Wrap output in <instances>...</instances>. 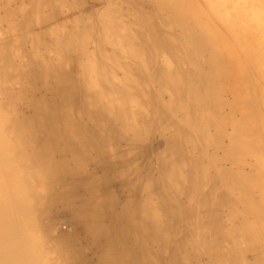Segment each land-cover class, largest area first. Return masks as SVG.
<instances>
[{
  "label": "bare ground",
  "instance_id": "bare-ground-1",
  "mask_svg": "<svg viewBox=\"0 0 264 264\" xmlns=\"http://www.w3.org/2000/svg\"><path fill=\"white\" fill-rule=\"evenodd\" d=\"M28 1L29 6L7 9L6 14L20 16L15 28L29 31L38 24L42 30L24 33L15 41L0 39V93L8 95L9 103L22 99L30 104L24 114L14 103L15 117L7 123L12 152L25 158V163L9 154L1 134L4 116L0 112V264H192L188 261L200 254L201 247L202 257L212 252L220 264H247L251 254L257 264H264V86H257L264 78L261 60L247 54L252 66L244 72L251 74L242 76L237 71L229 26L210 16L206 1L152 0L164 15L165 25L151 29L149 41L155 51L149 49L158 64L150 70H136L131 63L143 56L145 49L136 40L142 42L146 36L119 20L114 2L109 11H95L90 19L80 11L77 0H61L60 4L41 0L50 5L46 16L40 7L33 9L37 0ZM75 4L79 13L73 19L50 24L63 17L65 8L76 9ZM184 59L191 68H183ZM75 72L80 74L78 79L72 78ZM5 79L19 83L20 90L11 91ZM153 86L157 87V103ZM48 91L53 98L39 97ZM166 91L171 93L169 99H165ZM5 104L0 101V108ZM220 106L230 108L225 120L231 128L226 135L229 144L224 149L221 146L224 157L212 153L209 172H213L205 180L201 175L207 172L203 144L198 148L194 143L185 151L176 139L183 133L177 120H185L204 134L209 132L213 140L217 132L199 109ZM216 113L211 111V119L217 128ZM170 129L176 136L162 132ZM154 134L156 146L145 140ZM125 140L126 146H116ZM149 154L154 159L145 164L147 183L140 186L134 158L141 155L146 162ZM225 160L235 168L225 166ZM184 162L195 169V178L187 172L178 175ZM22 166L41 170L37 187L46 190L49 206L38 214L28 202L31 192ZM215 179L222 187L215 189ZM114 182L123 191L120 208L109 189ZM194 189L199 197L193 194L183 202V195L191 192L189 196ZM79 190L84 194L78 195ZM197 203L200 216L195 224L193 204ZM224 204L242 208L246 221L240 228L227 224L221 211H216L215 207ZM63 210L87 231L90 257L72 231H64L62 225L61 232L55 229L50 218ZM239 214L230 209L228 217ZM179 221L184 225L173 230ZM172 239L175 249L170 247ZM241 242L243 246L238 245Z\"/></svg>",
  "mask_w": 264,
  "mask_h": 264
},
{
  "label": "rangeland",
  "instance_id": "rangeland-1",
  "mask_svg": "<svg viewBox=\"0 0 264 264\" xmlns=\"http://www.w3.org/2000/svg\"><path fill=\"white\" fill-rule=\"evenodd\" d=\"M60 1L61 0H55V2L56 3L58 2L59 4L61 3ZM65 1H69L70 3L73 2L71 0H65ZM77 1L79 2L78 5L81 6V7H79L80 11L83 14L85 13V18L87 17L86 14H88L89 16L87 18H90V19L95 15V11L96 12L101 11V10L102 11H109L108 10L109 6H111V3L114 2L119 7L118 10L116 11L118 13L119 20L122 19L126 25H128L129 27L132 28L131 31H133V32H136L138 30L144 31L146 39L142 40V42H140L139 39H137L136 43H139V45L142 46L143 49L148 50L149 48H152V50L155 51L154 44H151V42L149 41L151 29L154 28V26L156 24L161 25L163 27L165 24H163V22H162L164 15L162 16L159 8L154 3V1H152V0H77ZM128 1H135L136 3L134 5H131L128 3ZM201 1H206L205 7L208 8L210 16H212L216 19H218L217 17L223 19L225 21V23H227L226 26H229L227 31H228L229 35L231 36L232 45H233V47L237 53V55L235 57V60L237 61V65H236L237 69H238L237 71H239L242 76L245 74H248V75L251 74V72L250 73L244 72V71H246V69H248L250 66H252L250 61H249L248 55H250L251 59L253 58V56H255L254 57L255 59L259 58L263 64V66H264V58H262V57H264V0H214L215 2L212 4H208V2H209L208 0H201ZM22 5L29 6L30 4H29L28 0H0V17H6V18L8 17L7 20H1V18H0V39L1 40H13V41H15V40L21 38V36L24 33H28L31 35L33 33V31L42 30L43 26L38 25V24H35V26H38V28H36L37 30L31 29L29 31H27V30L25 31V30H22L21 28H15L14 27V24H18V22H20L21 18L19 15H15L12 13L6 14V13H8V12H6V10L7 9L8 10H11V9L16 10L17 8H19ZM78 5H76V4L74 5V7L76 9L65 8L63 10L64 14H62L63 17H60V20H59V18L58 19L56 18L55 20L51 21L50 24L55 26V25L63 24L66 21L73 19L79 13ZM38 7L41 8L43 15L46 16V14H48L50 5L41 4V0H37V3L33 7V9L37 10ZM122 8L125 9L123 11V13H121ZM73 10H75V11H73ZM69 11H72V12H69ZM251 20H252L251 26H253V24H256L257 25L256 28L252 29V27L248 25V23H251ZM258 23L260 25H258ZM236 26H238V27H236ZM246 26H249L252 30L247 28ZM60 27H61V25H60ZM60 27H56V28H59V30H60ZM240 30H241V32H240ZM245 35L248 37H246ZM145 43H147V44H145ZM29 48H31V47H29ZM127 48L129 49V47H127ZM239 52H240V54H239ZM242 54H243V56H244V54L246 56L242 57ZM256 54H257V56H256ZM245 57H247V59ZM185 59L183 62L184 63L183 68L184 69L191 68V66L186 62L187 60H185ZM245 59L247 62L244 61ZM17 61L21 62V59H17ZM157 61H158V59H157ZM157 61H156V65L158 64ZM172 62L174 64L176 63V62H174V60H172ZM26 64L28 66H31V63H29V62ZM259 65H260V62H259ZM183 68H181V69H183ZM184 73L187 74V71ZM72 76L71 77L73 79H78V77H80V74L75 72L72 74ZM3 82L5 85L8 86V88L11 91L17 92L20 90L21 85L19 83L13 82L10 79L9 80L5 79V80H3ZM52 82L53 81L51 79L48 81L50 86H52V84H51ZM251 85H252L251 93H252V95H254L255 91H256V89H254L255 88L254 81H251ZM259 85L264 86V78L260 79V83L257 86H259ZM157 86L159 87V85H157ZM156 88H157L156 86L152 87V94H153L155 102L157 103L159 100H158V96H157L158 93H156ZM50 94H52L51 91H48V94H43V95L39 94V97L40 98H42V97L53 98L52 96H50ZM170 94H171L170 91H166L165 99H169ZM167 95L169 96V98H167ZM256 96L258 99L259 93L256 94ZM20 97H22V96H20ZM7 98H8V95L0 93V101L1 102L5 101V103H6L5 104L6 107H4V109H2V107L0 108L1 116H4L1 134L3 136V140L5 141V143L7 142V144H8L7 146H8L10 156L13 157L15 155L14 152H12V148H13L14 143H13L12 137L10 135V131L7 128V123L9 122V120H11L12 118L14 119V117H15V112L13 110L15 105H17V108L19 110H21L22 113L26 114V113H28L27 108H30V104H28L27 101H22V99L17 100L16 102L9 103V102H7ZM259 99H261V98L259 97ZM160 100H162V99H160ZM14 103H15V105H14ZM168 109L170 110V111H168L169 113H173V111L171 110L170 107H168ZM7 114H8V116H7ZM177 118H179V117H177ZM0 125H1V122H0ZM5 128H7L9 132ZM160 130H161V128H160ZM162 132L166 136H174L175 135L174 129L163 130ZM194 132H195V136H193V134L191 132V133H189V135H187L186 138H182L183 133L180 134L181 136L180 135L178 137L176 135L175 136H176V139H178V141H181L183 143V145L187 146V148H184L185 151H189V149H190L189 147H191L192 144H194V143L198 147V141H199V147L203 144L202 147H204V148H202V149L205 151V157L208 155L206 158L204 157V159H203V162L206 166L207 172H205V174L202 173L201 175H202V177H204L205 180H207L210 172H213V171L209 172L211 156H213V155L211 152H208V151H209L210 147L215 148V142L212 140V137L210 136L211 134L209 132L204 134L202 132V130L200 131L197 129H194ZM191 136L194 137V140H191V138H189ZM154 138H155V134L152 135V137H150V138L147 137V139H145V140H147L148 143L152 144V142H154ZM190 140L193 142L190 143L189 142ZM209 140H211V141H209ZM156 145H157V143L154 142V146H156ZM150 156L152 157L153 155L149 154L146 162H144V157H141V155H137L134 158V162L135 161L136 162L135 163L133 162V165L136 166V170H138L137 172L139 175V179L137 178L136 182H140L141 183L140 186L146 185V183H147L145 180V177L147 176V171H145V164H147V161L154 159V156L152 158ZM15 158L19 159L23 163H25V161H26L25 158H21L17 155H15ZM180 159L182 161H184L183 157H181ZM154 162L155 161L153 160L152 163L154 164ZM189 163H191V161ZM189 163L184 162L183 163V165L185 164L184 166L183 165H180L181 167L179 166L178 170L176 171L179 176H182V175L186 174V172H187V173H191V176H194L193 178H195V175L197 172H195V169H192V167ZM22 168H23L22 170H24V172H23L24 180L27 182L28 186H30L29 191L31 192V194L29 196H27L28 202L30 203V206H32L31 210L33 211V207H34L35 210H37L35 212V214H38V211L43 210L49 206L48 202H47L46 192H45L46 190H44V188H42L41 186L37 187V184H39L42 181L41 170L38 168H28V169L26 168L25 169L23 166H22ZM154 169H155V167H154ZM217 169H219V167H217ZM154 173H155V171H154ZM173 173L174 172H171V174H173ZM214 173H216V172H214ZM144 174H145V176H144ZM124 176H126V175H124ZM126 177L128 178V176H126ZM175 178L176 177H174L173 179H175ZM217 181L220 182V180L215 179L214 183ZM196 182H197V180L195 181V183ZM109 189H110V192L116 198V202H115L116 206L118 205V207H119V203L122 202V201L120 202L119 200L121 198L123 199V197L121 196L123 191L120 190L121 185L119 184V182H117V183L114 182V183H111L109 185ZM194 191L189 196H188V194L191 192L187 193V195H183V198H184L183 202H187L185 200H189V197H191L193 194H194V196H193L194 198L199 197L198 191H196V189H194ZM220 191L221 190H218L219 193H220ZM84 192H85L84 190H79L78 195H82V194H84ZM227 203H229V202L227 201ZM193 206L195 207L196 216H197V218H195V220H194V223L197 224V221L199 220V216H200L199 212H198L200 210V208H199L200 206L198 203L193 204ZM210 207L212 210L214 209L213 203L210 204ZM215 208H216V211H221V214L223 215L225 222H227V224H230L232 220L230 221V219L225 216V213H224L225 211L222 212L225 209L228 210V216L230 215V209L235 210L236 212L240 213L239 216L242 218L240 219L238 226L241 223H244L246 221V219L243 218V210L241 207L234 206V207L230 208L227 206H222V207H215ZM62 212H64V213H62ZM33 216H34V214H32V217ZM70 216H71V214L69 211L67 212V211L63 210V211H61V213L55 214V216L54 215L51 216L50 220L52 219L51 222L55 221L54 222L55 223V229H57L59 232H61L60 225L63 226L64 231L65 230L72 231L74 234L73 236L74 237L76 236V238H78V246L80 248L85 249L84 250L85 252L88 251V254L90 257L92 254V249H91L92 243L90 242V240H88L89 237H88L87 231L84 229V226H78L77 227L76 223L72 219H70ZM233 222H232V225H237L235 222L234 223ZM182 225H184V222H182V221L174 222L173 230L180 229ZM238 228H240V226ZM170 244H171L170 247L172 246L173 249H175L177 246L174 239H172V241H170ZM203 250L204 249L202 247L199 248L200 254H194L193 256H191L192 259L189 260L188 262L191 261L192 264H215V263L220 264L218 262H215L216 258L212 252L210 254H208L207 256L204 255L202 257L201 253L203 252ZM56 258L63 261L61 258H59V256H57Z\"/></svg>",
  "mask_w": 264,
  "mask_h": 264
},
{
  "label": "crops",
  "instance_id": "crops-1",
  "mask_svg": "<svg viewBox=\"0 0 264 264\" xmlns=\"http://www.w3.org/2000/svg\"><path fill=\"white\" fill-rule=\"evenodd\" d=\"M144 54H143V56H141V59L140 58H136V59H134L131 63L133 64H135V66H136V70L137 69H140V68H144V69H148V70H150L151 69V67L152 66H155V63H156V61H157V57H153V54H152V51L149 49V50H147V49H145L144 50V52H143ZM141 64H140V63ZM151 62V63H150ZM148 64V65H147ZM154 64V65H153ZM135 70V71H136ZM134 71V72H135ZM167 98H169V96L167 95ZM227 98V97H226ZM230 98V97H229ZM69 109V108H68ZM73 110H75L74 108L72 109V111ZM108 110L109 111H111V112H113V108H108ZM207 110V109H206ZM205 110V108L203 107V109H199V112L204 116V117H206L207 118V120L209 121H207L208 122V124L211 126V128H213L216 132H217V136H215L214 138H213V140L215 141V144H217V150H216V148H214V147H210L209 148V151L208 152H211V153H214L215 154V156L217 157V158H222V156L224 157V154H223V150L221 149V146H222V148L224 149L228 144H229V140L226 138V135H227V132L228 133H230V131H231V128H230V125L225 121L226 119H227V115L228 114H230V108H228L227 106H220V107H218V108H213V110H207L206 111ZM211 111H214V112H216L217 111V113H216V115L218 114V120L221 122H217L216 120V123H217V128H216V126H215V123L213 122V120L211 119L212 118V114H211ZM200 113H199V115H200ZM197 119H198V116H197ZM196 120V118H195V115L193 116V118H192V121L194 122ZM182 123H181V122ZM225 124H224V123ZM219 123H220V125H219ZM91 124L93 125V123L91 122ZM190 126L191 125H189L185 120H182V119H179V120H177V128H179V130L180 131H183V135H182V138H186L187 137V135H189V133H191L192 132V134H193V136H195V132H194V128H192V126H191V128H190ZM214 126V127H213ZM223 126V127H222ZM184 127V128H183ZM219 128V129H218ZM222 129V130H221ZM213 130V131H214ZM219 131V132H218ZM194 138V137H193ZM126 140H125V142L124 143H121V142H118L117 144H116V146L118 147V146H126ZM107 144H108V142H107ZM110 148H112V152H114V148H113V146H112V144H110ZM224 146V147H223ZM215 147H216V145H215ZM182 148H187V146L186 145H182ZM198 148H199V141H198ZM110 152V151H109ZM112 152H110V153H112ZM225 162V166H227V167H230V168H235L234 166H232V164L233 163H231V162H226V160L224 161ZM223 162V163H224ZM232 166V167H231ZM218 182V181H217ZM215 182L214 183V186H215V189H218V188H220V186H221V183L220 182ZM222 187V186H221ZM225 191V190H224ZM225 193L228 195V196H230L231 197V192L230 191H225ZM229 197V198H230ZM228 198V197H227ZM223 202H226V201H223ZM223 206H225V204L223 205ZM225 211V212H224ZM222 212H224L225 213V216L227 217V218H230V217H228V210L227 209H225V210H223ZM241 212V211H240ZM242 217H235V218H230L232 221H231V223L234 221L237 225L239 224V222H240V219H241ZM238 245H241V246H243L244 245V243L243 242H241V243H239ZM248 255H250V253H247ZM254 256H255V254H251L250 255V259L249 260H251L250 262L249 261H247V264H257V262L254 260ZM253 260V261H252Z\"/></svg>",
  "mask_w": 264,
  "mask_h": 264
}]
</instances>
